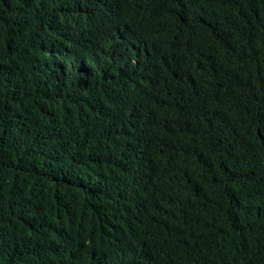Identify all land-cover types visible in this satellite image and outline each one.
I'll use <instances>...</instances> for the list:
<instances>
[{"label": "trees", "instance_id": "obj_1", "mask_svg": "<svg viewBox=\"0 0 264 264\" xmlns=\"http://www.w3.org/2000/svg\"><path fill=\"white\" fill-rule=\"evenodd\" d=\"M0 264H264V0H0Z\"/></svg>", "mask_w": 264, "mask_h": 264}]
</instances>
